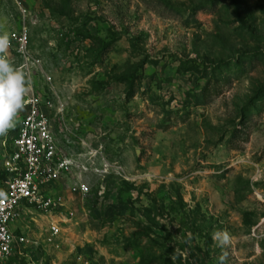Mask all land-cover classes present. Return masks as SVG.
Instances as JSON below:
<instances>
[{"label": "rangeland", "instance_id": "obj_1", "mask_svg": "<svg viewBox=\"0 0 264 264\" xmlns=\"http://www.w3.org/2000/svg\"><path fill=\"white\" fill-rule=\"evenodd\" d=\"M21 5L73 167L0 264H264V0ZM22 20L0 0V33Z\"/></svg>", "mask_w": 264, "mask_h": 264}, {"label": "built area", "instance_id": "obj_2", "mask_svg": "<svg viewBox=\"0 0 264 264\" xmlns=\"http://www.w3.org/2000/svg\"><path fill=\"white\" fill-rule=\"evenodd\" d=\"M4 1L15 5L23 18L7 35L18 59L16 68L25 73L27 83L21 119L1 165L5 179L0 188V262L25 242L23 232L11 225L32 210L50 208V187L67 178L73 167L56 143L49 116L53 104L42 99L32 83V70L39 68L40 60L30 50L26 11L21 0ZM46 81L49 84L50 78ZM78 190L87 189L79 185Z\"/></svg>", "mask_w": 264, "mask_h": 264}, {"label": "clouds", "instance_id": "obj_3", "mask_svg": "<svg viewBox=\"0 0 264 264\" xmlns=\"http://www.w3.org/2000/svg\"><path fill=\"white\" fill-rule=\"evenodd\" d=\"M10 41L6 33H0V136L15 126V117L24 108L26 76L14 67L5 53Z\"/></svg>", "mask_w": 264, "mask_h": 264}, {"label": "trees", "instance_id": "obj_4", "mask_svg": "<svg viewBox=\"0 0 264 264\" xmlns=\"http://www.w3.org/2000/svg\"><path fill=\"white\" fill-rule=\"evenodd\" d=\"M1 176H2V180H1V182H2L5 179V176H4V174L2 172H1Z\"/></svg>", "mask_w": 264, "mask_h": 264}]
</instances>
